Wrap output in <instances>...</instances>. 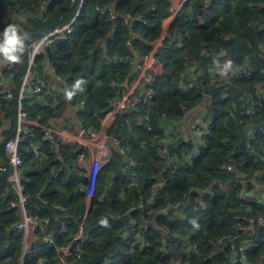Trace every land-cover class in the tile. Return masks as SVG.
Here are the masks:
<instances>
[{"label":"trees","instance_id":"trees-1","mask_svg":"<svg viewBox=\"0 0 264 264\" xmlns=\"http://www.w3.org/2000/svg\"><path fill=\"white\" fill-rule=\"evenodd\" d=\"M80 1L0 0V30L8 23H20L31 34L28 44L74 19L71 32L36 58L34 72L42 84L46 60L54 59L56 74L65 78L66 87L83 79L84 91L71 101L61 98L63 104L57 107L58 96L51 97L47 91V98L57 102L48 100L43 106L36 97L23 101L31 117L46 125L71 104L77 105L85 126L100 127L109 99L122 92L121 86L112 89L110 83L122 85L135 76L137 60L153 49L171 6V0H84L80 8ZM102 8H109V13L100 15ZM175 32L183 35L184 44L167 40V51L158 52L163 72L155 77L154 98L145 101L138 114L118 115L108 129L110 137L127 140L131 153L127 159L118 148L113 151L99 172L89 208L87 178L77 164V147L52 149L39 128L36 137L21 143L27 212L50 217L45 231L39 228L36 234L41 239L53 235L52 246L37 241L24 252V234L13 230L21 220L18 207L11 206L17 197L14 184L8 179L10 172L0 170V264H59L62 248L72 241L86 210L83 239L72 248L73 254L80 250L81 257L69 259L68 264H264V223L259 222V217L264 218V195L257 188L264 183V157L253 153L264 147V132L248 131L264 127V0H187L169 29ZM121 56L129 61L122 63ZM225 58L232 67L222 75ZM27 61L28 51L13 68L15 97L8 99L0 90L1 122L15 120L13 102L18 107ZM190 63L197 65V82L194 88L181 90L180 74ZM252 100L254 106L248 109ZM204 103L203 115L212 120L204 146L190 161L178 160L174 167L159 151L165 128ZM70 122L67 118L66 124L72 126ZM15 124L14 131L11 127L7 136H0L12 137ZM36 143L42 157L32 150ZM192 147L191 139L169 143V151L180 157ZM228 163L244 175L224 171ZM7 164L0 144V167ZM243 193L257 199L241 198ZM240 214L250 218L246 223L250 228L237 226ZM133 224L140 233L126 239L125 232ZM233 234L240 237L233 239ZM231 242L236 250L248 244L244 257L239 251L231 256Z\"/></svg>","mask_w":264,"mask_h":264},{"label":"built area","instance_id":"built-area-1","mask_svg":"<svg viewBox=\"0 0 264 264\" xmlns=\"http://www.w3.org/2000/svg\"><path fill=\"white\" fill-rule=\"evenodd\" d=\"M186 1L187 0H171L170 13L168 17L172 18L173 23L178 17L179 12L181 8L185 5ZM83 2L84 0L80 1V8L83 6ZM42 8L43 6H41V9ZM109 11V8L99 9L100 15L107 14L109 13ZM73 21L74 19L62 26L55 27L46 36L34 40L28 44L27 66L22 77V83L19 87V93L17 96L18 113L15 132L12 137L7 139H5V137L0 136V144L4 145L8 157V164L1 166L0 170L2 172L9 171L10 174L8 176V179L14 184V189L17 197L15 200L11 201V206L18 207L21 213V220L14 225L13 230L20 231L24 234L25 252L30 251L29 246L34 242L40 241L49 246H52L55 241L53 235L46 234L42 239L39 237H35L32 241H30L32 243H27L29 241L28 236L31 233L36 232L39 228H42L45 231L46 224H49L50 217H44V219H42L41 217H39L38 214L27 212L28 196L25 194L24 186L22 184L20 175L21 168L25 163V160L20 152L21 143L27 140L28 138L36 137L35 129L39 128L42 130L43 138L49 140L50 147L52 149L60 146L77 147L80 150L78 154L77 164L80 166L81 170L87 174L88 182L86 187L88 196L93 197L97 188L99 172L106 164L109 163L112 158V156L110 157L104 152L106 148L105 142L109 138L108 129L114 123V121H116L118 115L138 114L140 111V106L145 101H149L154 98L156 93L154 86L155 77L163 72V63L158 59L157 54L160 50L164 52L167 51V48L164 45L165 41L168 40V43L170 44L175 43L181 46L184 44L183 35L177 32H175L174 34L168 32L166 36H163V43L159 45L157 49L156 47L159 38L155 39L153 41L154 50L152 49L149 54L142 56L140 59L137 60L135 64L136 74L133 78H131L130 76V80L127 85H119V83L115 80L110 83L112 89H117L118 86H121L122 92L119 95H116L115 97L109 99V111L107 112L106 117L103 123L101 124V128L97 129L94 126H83L78 132H73L66 127H58L51 124L46 125L40 122L39 118H32L29 111L24 107L23 103L24 99H27L29 97H36L40 105L45 106L49 104V101L45 95V86L37 81V77L34 72L36 58L42 54L46 46L50 45L55 40L64 37L66 33L71 32ZM52 54L58 56V54L54 53L53 50ZM119 60L124 63L129 61V57L121 56ZM21 62H23V57L19 63ZM4 66L5 70L9 71L8 75L11 78H14L15 72L13 71V68L16 66V64H4ZM196 70V64H187L185 69L180 74L179 88L181 90H189L194 88L197 82V76L195 74ZM240 76L241 75L238 74V77ZM56 78L61 79L62 82L66 84V80L64 77L57 75ZM0 90L3 92L4 97L8 99H12L15 97L14 91L8 89L6 83L2 80H0ZM222 96L224 97L226 96V94H222ZM246 102H249V100L247 99ZM250 103L253 107L254 101L252 100ZM244 105L246 106V104ZM2 106V97H0V112L2 111ZM2 116L3 114L1 112L0 121L3 118ZM183 117L180 120H183ZM142 119L147 120L148 116L144 115ZM260 128L262 132H264V127ZM187 135L191 136L190 134H188L186 127L183 124H177L174 125V127L172 128L171 135L165 134L161 139L159 151L168 162H171L174 165V167L178 166V160L182 162L183 160L190 161L204 146L205 137L204 134H200L198 140H196L193 144L192 151L183 153L182 157H180V155H173L169 151V143L178 141L181 138H185V136ZM113 141L114 144L118 146L119 151L122 152L125 158L128 159V155L131 153V147L127 143V140L125 138L121 139L119 137H113ZM34 154L38 157H42V152L38 145L34 147ZM175 160L176 162H174ZM130 163L132 165L133 161H130ZM222 169L224 171L233 172L234 174H240L241 176L244 175L243 172H240L239 169H237L231 163L223 165ZM155 188L156 184L153 186V190H155ZM241 198L249 200L257 199L256 196H252L248 193L241 194ZM152 199L153 196L149 197L148 201L150 202ZM145 203V200L141 201V205H144ZM89 206L90 204H88V208ZM59 207L62 210H66V207L63 205H59ZM86 215L87 210L85 212L83 220L79 224L78 230L75 233L72 241L67 246L62 248V254L60 256L59 264H68L69 259L81 257V251L77 250V252L73 254L72 248L75 242H78L80 239H83V226ZM238 219L239 221L237 222V226L239 228H250L249 225H246L248 221H251L248 216L240 214ZM259 222L263 224L264 218L259 217ZM133 233H136V235L140 233L138 230L135 229L134 224L130 227L129 230L125 232V238H131L133 236ZM239 237L240 234L232 235L233 239H238ZM230 246L233 250L231 254L232 257L237 254V251H239L242 257H244L245 250L248 247V244L243 243L242 245L237 247V250L234 242H231Z\"/></svg>","mask_w":264,"mask_h":264},{"label":"crops","instance_id":"crops-1","mask_svg":"<svg viewBox=\"0 0 264 264\" xmlns=\"http://www.w3.org/2000/svg\"><path fill=\"white\" fill-rule=\"evenodd\" d=\"M8 16H10V15H8ZM172 24H173V20H172V18H169L168 16H167V18H165L163 20V30L161 32V35L158 37L159 40L157 42L156 49L158 48L159 45H161L163 43L162 37L166 36L168 34L169 29H170ZM46 61L47 62L45 63V75H43V77H42V79H43L42 84L45 86V95H46V91H47L51 97L55 98L58 96V103L56 105V107H57L58 105L63 104V102L61 101V98H62V100H64V97H65L64 96V90L67 87H66V84L64 82H62L61 79L56 78L57 74H56V71H55L56 69H55V65H54L55 60L53 59L51 61L52 63H50L49 59H47ZM0 80L4 81L6 83L7 88L13 91V88L15 87L14 78L12 79L10 76L6 75L4 64H0ZM49 101L50 102H57L56 99L49 100ZM207 102H208V99L205 100V103H207ZM13 103L15 104L13 107L17 110V113H18V107L16 105V102H13ZM205 103L202 105H199L196 108H193V109H190L189 111H187L183 117V120H180L177 123L175 122L174 124L170 123L168 126H166L165 134L171 135L172 128L174 127V125L183 124L186 127L188 134L191 135V136H188V135L185 136V139H191L192 138L191 140L194 144V142L196 140H198V137L200 134L205 135V133L209 130L210 124L212 122L210 115H207L206 117L203 115V112L205 111V108H206ZM76 107H77V105L67 104L58 116H56V117L52 116L51 117V119H50L51 125L58 126V127H66L73 132H78L83 126H85V124H84V119L81 117V115L79 116V112H78V109ZM1 112L4 115L3 110ZM17 113L15 115V120L13 122L9 118L2 121V122L0 121V135L7 136L11 127L14 131V124L16 123V120H17ZM105 117H106V115L102 118V120L100 122V127H97V126H94V127L97 129H100L101 124L103 123ZM67 118H69L71 120L70 123L72 126H69L66 124ZM1 120H3V119H1ZM114 123H115V121H114ZM9 125H11V126H9ZM103 143H104V141H103ZM36 145L39 146V143H36ZM36 145H34L32 147L33 151H34V147ZM105 145H106V148H105L104 152L110 157L113 156V154H112L113 151L116 148H118V146H116L114 144L113 137L109 136V138L105 142ZM84 174H85V177L87 178V182H88L87 174L85 172H84ZM257 188H258L259 194L264 193V183L259 184L257 186ZM84 190H86L85 186H84ZM91 198L92 197H89V196L87 197V200H88L87 208H88V204H91ZM63 211H65V210H63ZM35 237H37L36 232L31 233L28 236V240L32 241ZM235 259H237V258H235Z\"/></svg>","mask_w":264,"mask_h":264},{"label":"clouds","instance_id":"clouds-1","mask_svg":"<svg viewBox=\"0 0 264 264\" xmlns=\"http://www.w3.org/2000/svg\"><path fill=\"white\" fill-rule=\"evenodd\" d=\"M31 40V34L20 23H8L0 31V64L14 65L22 60L27 51L28 42ZM232 67L231 61H227L221 68V74L227 75ZM85 80L76 79L70 88H65L64 96L71 101L78 92L84 91ZM102 224H107V220H102ZM194 228L198 229L199 224L192 222Z\"/></svg>","mask_w":264,"mask_h":264},{"label":"rangeland","instance_id":"rangeland-1","mask_svg":"<svg viewBox=\"0 0 264 264\" xmlns=\"http://www.w3.org/2000/svg\"><path fill=\"white\" fill-rule=\"evenodd\" d=\"M222 54H223V53H222ZM221 62H222V63H225V62H226V58L223 59ZM241 98H242V96H241ZM252 108H253V107L250 106L248 109H252ZM238 122H239V123H242V122H243V119H242V118L238 119ZM248 131H249V132L252 131L253 133H260L259 131H262V130H261L260 127H252V128H248ZM261 134H262V133H261ZM248 146H249V148L251 149L250 145H248ZM258 149H259V150H254L253 153L256 154V155H258V156H260L261 158H263V157H264V147L259 146ZM260 151H261V152H260ZM95 194H96V190H95ZM263 195H264V193H261V197H262ZM263 201H264V199H263ZM27 243L30 244V243H32V242L28 241ZM34 243H35V242H34ZM24 252H25V243H24ZM25 253H27V252H25Z\"/></svg>","mask_w":264,"mask_h":264},{"label":"water","instance_id":"water-1","mask_svg":"<svg viewBox=\"0 0 264 264\" xmlns=\"http://www.w3.org/2000/svg\"><path fill=\"white\" fill-rule=\"evenodd\" d=\"M129 80H130V77H129V78H127V80L125 81V83H124V84H125V85H127V84H128V82H129ZM158 181H159V182H161V181H162V178H161V176H159V177H158Z\"/></svg>","mask_w":264,"mask_h":264}]
</instances>
